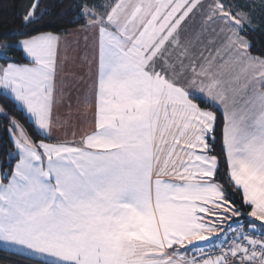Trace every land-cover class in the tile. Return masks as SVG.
<instances>
[{"label":"snow or ice","instance_id":"6c2138e0","mask_svg":"<svg viewBox=\"0 0 264 264\" xmlns=\"http://www.w3.org/2000/svg\"><path fill=\"white\" fill-rule=\"evenodd\" d=\"M73 11L95 37L94 127L78 140L52 135L67 30L43 31L30 0L22 29L0 42V95L25 122L0 104L12 145L0 164V249L33 264H264L253 9L79 0Z\"/></svg>","mask_w":264,"mask_h":264},{"label":"crops","instance_id":"0c3cea01","mask_svg":"<svg viewBox=\"0 0 264 264\" xmlns=\"http://www.w3.org/2000/svg\"><path fill=\"white\" fill-rule=\"evenodd\" d=\"M196 24H199L197 19ZM62 35L56 73L57 104L53 117L56 121L54 140H78L94 127V106L85 103L92 83L90 72L95 71L94 34L75 28ZM207 39V38H206ZM220 41L217 40V43ZM3 254L13 253L0 249ZM18 256V255H15ZM191 256V253H188ZM20 257V256H18ZM0 264H6L0 262Z\"/></svg>","mask_w":264,"mask_h":264},{"label":"trees","instance_id":"16d2710c","mask_svg":"<svg viewBox=\"0 0 264 264\" xmlns=\"http://www.w3.org/2000/svg\"><path fill=\"white\" fill-rule=\"evenodd\" d=\"M79 0H40V11L45 14L40 21L43 31H52L54 33H63L64 30L69 32L72 29L81 27V23H72L74 19L76 3ZM97 3H106V0H96ZM239 3H247L253 9L256 18L257 31L252 33L249 37L253 44L252 53L260 55L264 53V0H238ZM30 0H0V42L7 37L5 34H13L22 29V16L27 10ZM46 10V11H45ZM16 59H20L16 57ZM4 61L0 60V63ZM0 104H4L10 114L16 115L17 119H21L19 113H12V105L8 104L6 100L0 95ZM203 106V105H201ZM219 126H222L223 117L218 113ZM21 123H25L21 119ZM29 134L33 135L30 124H25ZM8 121L3 116H0V164H3L7 159V152L12 148L9 143ZM219 133V127H218ZM34 138H36L34 136ZM220 150L219 143L217 144V152ZM15 164V160H12ZM223 171V169L221 170ZM0 252V262L6 264H33V261L22 259L21 257L3 254Z\"/></svg>","mask_w":264,"mask_h":264}]
</instances>
